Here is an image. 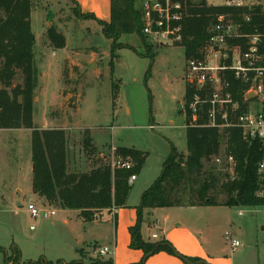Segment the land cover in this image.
<instances>
[{"label":"rangeland","instance_id":"rangeland-1","mask_svg":"<svg viewBox=\"0 0 264 264\" xmlns=\"http://www.w3.org/2000/svg\"><path fill=\"white\" fill-rule=\"evenodd\" d=\"M222 2L208 0L211 5ZM31 30L37 72L33 123L65 130L77 169H84L78 165H84L82 159L87 157L80 147L87 133L98 152L107 153L111 145L145 151L146 159L132 187L136 195L138 186L158 177L172 145L177 153H187L182 45H151L136 32L114 37L108 28L79 12L71 0H32ZM50 33L56 43L64 40L62 47L50 40ZM18 82L19 73L14 79ZM223 155L224 143L217 156L221 164L204 163V168L213 169L222 179L225 173L231 174ZM30 177V131L0 129V264H109L107 256L94 254L98 247L112 248L105 245L109 232L97 223L100 215L93 218L94 224L86 225L79 220L78 210L47 203L36 194L33 197ZM176 194L186 197L187 193L180 189ZM32 198L37 207H52L55 214L48 219L33 218L27 210ZM224 207L229 216L217 226L212 218L218 209L213 206L195 211L176 207L171 209L170 223L210 231L219 247L227 246L224 231L235 229L241 234L236 229L240 225L254 239L246 249V264L259 263L251 245L264 241V205ZM239 210L243 215H238ZM158 217L162 219L156 213L149 218ZM155 231L153 225L146 229V223L142 224L144 237L154 240L151 234ZM234 263L242 264L238 257Z\"/></svg>","mask_w":264,"mask_h":264},{"label":"trees","instance_id":"trees-1","mask_svg":"<svg viewBox=\"0 0 264 264\" xmlns=\"http://www.w3.org/2000/svg\"><path fill=\"white\" fill-rule=\"evenodd\" d=\"M73 2V0H71ZM110 22L97 20L91 13L84 16L94 19L108 28L114 37L136 32L141 33V21L136 0H110ZM189 16L182 21V40L186 58L195 56L208 36V28L219 14L230 15L239 23L250 15L254 24L263 21L259 7L230 8L212 6L206 0H190ZM32 0H0V129H27L30 131L31 189L32 192L61 208L75 209L85 221H92L98 212L111 208L125 207L131 190L129 178L137 175L143 166L147 152L128 147H117L115 156L129 159L130 169L113 168L109 159L97 153V147L87 133L80 147L87 155L89 169L70 168L69 138L62 128H38L33 123L34 91L37 72L34 68V35L31 30ZM75 4V3H74ZM79 12V5L75 4ZM82 13V12H81ZM111 30V31H110ZM244 31H252L243 26ZM58 47L64 40L55 42ZM150 49L147 48L149 54ZM153 58V56L151 55ZM21 82L14 83L17 74ZM235 99L242 101L244 85L230 79ZM190 90H186L188 101ZM187 153H177L172 145L171 152L163 163L158 177L140 196L137 219L129 227L130 244L141 249L143 264L151 255L167 251L182 260L191 261L180 255L163 237L144 240L140 233L143 210L174 206H240L264 205V180L259 163L264 161V143L258 139H245L239 128L218 129L208 126L204 115L192 121L191 112L186 110ZM224 143V162L233 158L232 175L225 173L222 179L213 169L204 168L205 162L214 160ZM216 165V164H215ZM224 165V167H226ZM219 168V167H218ZM184 190L186 197L177 196ZM113 264L111 255L107 256ZM73 264H78L74 262Z\"/></svg>","mask_w":264,"mask_h":264},{"label":"built area","instance_id":"built-area-1","mask_svg":"<svg viewBox=\"0 0 264 264\" xmlns=\"http://www.w3.org/2000/svg\"><path fill=\"white\" fill-rule=\"evenodd\" d=\"M193 0H191L192 2ZM190 0H136L141 21V33L153 45L179 44L182 40V21L189 16ZM208 5V0H206ZM230 8L259 7L263 21L254 24L250 15L242 22L230 15L219 14L209 26L204 45L195 56L186 58L184 109L191 112L192 121L204 115L208 126L218 129L235 127L241 130L245 139H258L264 143V0H223L221 4ZM252 31H244L243 26ZM244 85L242 101L234 98L230 79ZM186 90L190 97L185 99ZM182 102V105H183ZM221 164L220 157L214 159ZM231 168L233 158L227 157ZM114 168L130 169L131 161L113 158ZM264 180V161L259 163ZM230 175L233 177L232 169ZM131 175L129 182L135 179ZM27 210L33 218L48 219L55 214L52 207H37L27 203ZM33 229V226L30 227ZM151 237L159 236L152 233ZM226 238H229L226 234ZM232 248L239 246L237 239L230 238ZM94 254L113 255V248L99 247Z\"/></svg>","mask_w":264,"mask_h":264},{"label":"crops","instance_id":"crops-1","mask_svg":"<svg viewBox=\"0 0 264 264\" xmlns=\"http://www.w3.org/2000/svg\"><path fill=\"white\" fill-rule=\"evenodd\" d=\"M73 2L75 4L80 5V10L83 13L93 12L96 15V17L101 18L105 22H107L111 18L110 0H73ZM117 147H122V146L111 145V147L109 148L110 150L107 153H102L98 151L97 153L103 159H109V161H111V159L113 158H118V156H115V149ZM71 149L72 148H70L69 146L70 163H72L70 164V168L72 170L73 169L79 170L77 169L76 163L72 162L74 156L72 155L73 152H71L72 151ZM82 160L84 165L80 164V166L78 165V167H83L84 169L82 170L86 171L89 169V165H90L89 160L87 159V157L86 160L84 159ZM137 175L135 179L130 182L131 190L128 195L127 204L125 207L114 208L112 212L110 211L105 212V210H103L95 215V217H97V215H100L99 218L100 220L97 221V223L103 225V227H105V229L107 228L109 232V238L106 240L105 245L112 246L113 248V256H114L112 257L113 264H133L135 262H140L143 256V252L141 249H133L129 247L130 244L129 227L133 226L136 222L137 211L135 207L139 203L141 193L145 189H147L157 177H154L153 181H148L147 183H143L142 186H138L135 195V192H133L132 187L133 184L138 180ZM31 177H32V171H31ZM31 194L33 197H35V194L32 192V189H31ZM29 201L33 202L36 205V203L33 201V198L30 199ZM18 207H22V205L18 203ZM40 207H44V205L43 206L41 205ZM176 207L183 208L185 206L156 207L152 209H144L142 214L143 216L142 224L146 223V229L148 228V226L153 225L157 230L155 231V233L159 237H163L168 243L171 244V246H173V248L180 255L188 259H191V261L182 260L181 258L168 253L167 251H159L151 255L144 262V264H235L234 259L236 257L240 258L242 264H246V260L244 258L247 253L246 249L249 243L250 244L251 242L254 243V239L251 240V238H249L251 234L250 231L249 234H247L246 231L242 229L240 225L236 229H238V231L241 234L236 233L235 229H233L231 233L225 230L223 237L226 241L227 246L219 247L218 244L215 243L213 235L210 231L204 232L198 227L197 228L191 227L189 225L183 224V222L170 223L171 209H174ZM199 207H204V206H195V207L186 206V208L190 209L191 211H195ZM213 207L218 209V210H214L215 214L213 215L212 218L214 225L217 226L218 224L226 221L229 214H227L226 210H223L226 209L224 206H213ZM77 212L81 223L90 225L96 222L95 220L85 222L79 216V211ZM155 213L160 215L162 219L159 220V217L156 218V220L155 219L152 220L151 218H149L152 214ZM238 215L240 216L243 215V212L239 210ZM142 224L140 227V233L142 230ZM232 224H233V220H232ZM206 226L209 225L206 224ZM229 226H231V224H229ZM226 234H228L229 238H226ZM141 236L146 241L150 240L149 238L144 237L142 234ZM230 238L240 239L241 242L239 246H237L236 248H232L230 244ZM251 247H253V254L259 261V263L257 264H260V262L261 264L264 263V241L261 243V245H259L256 242L255 244L251 245Z\"/></svg>","mask_w":264,"mask_h":264}]
</instances>
